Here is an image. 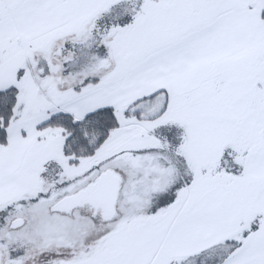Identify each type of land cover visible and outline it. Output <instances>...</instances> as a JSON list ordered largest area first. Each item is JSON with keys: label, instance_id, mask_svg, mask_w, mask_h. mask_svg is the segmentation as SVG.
<instances>
[{"label": "snow or ice", "instance_id": "obj_1", "mask_svg": "<svg viewBox=\"0 0 264 264\" xmlns=\"http://www.w3.org/2000/svg\"><path fill=\"white\" fill-rule=\"evenodd\" d=\"M0 264H264V0H0Z\"/></svg>", "mask_w": 264, "mask_h": 264}]
</instances>
